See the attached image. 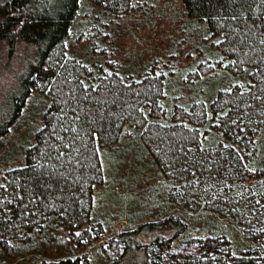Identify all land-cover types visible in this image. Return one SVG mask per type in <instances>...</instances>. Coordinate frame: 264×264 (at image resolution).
<instances>
[{"label":"trees","instance_id":"16d2710c","mask_svg":"<svg viewBox=\"0 0 264 264\" xmlns=\"http://www.w3.org/2000/svg\"><path fill=\"white\" fill-rule=\"evenodd\" d=\"M81 1L0 0L1 81L20 48L25 59L0 109V137L39 82L72 84L45 107L24 163L4 170L0 264L88 262L32 255L51 240L54 221L65 222L72 240L99 226L103 149L125 130L137 133L135 145H155L152 165L180 209L119 230L112 239L121 253L109 264H264V0H181L204 33L176 60L119 58L114 18L134 0H94L93 17L106 21L62 56ZM205 210L212 217L193 235L190 216ZM251 216L258 222L252 241L225 229L228 220Z\"/></svg>","mask_w":264,"mask_h":264},{"label":"rangeland","instance_id":"374dc122","mask_svg":"<svg viewBox=\"0 0 264 264\" xmlns=\"http://www.w3.org/2000/svg\"><path fill=\"white\" fill-rule=\"evenodd\" d=\"M93 10L94 0L81 1L70 37L63 43L64 50L59 49L62 56L67 54L68 47L80 49L86 43V36L106 21L101 15L94 18ZM114 20L112 45L121 60L128 56L154 60L170 56L176 60L187 55L193 41L204 33L203 25L187 16L181 0H134L129 11ZM21 50L17 51L11 62L8 71L11 76L7 81H1L6 73L3 64L7 57V47L0 45V109L11 82L16 79L18 72L25 70ZM186 59L184 62L189 60ZM188 79L190 77L186 81ZM69 81L62 77L48 83L39 82L31 89L8 132L0 137V189L5 180V169L24 163L25 148L35 141L36 132L43 125L45 107L49 102L60 100L69 93L68 88L72 85ZM124 133L120 141L103 149L105 175L95 186L94 200L99 226L88 231L85 236L72 240L65 222L54 221L51 240L41 248V255H32L36 261L80 256L82 260L87 258L86 264L112 263L121 253L120 246L112 239L119 230L134 228L137 222L155 220L167 215L170 210L180 209V204L172 201V192L165 190V187L169 189L166 176L155 168V164L152 165L151 152L155 150V145H135L137 133L130 130ZM190 217L193 228L191 233L197 235L205 230L212 216L205 210L198 214L192 213ZM235 220H228L225 229L252 241L249 237H252L258 223L254 221V216ZM28 261L29 258H22L17 263L27 264ZM134 262L130 260L127 264Z\"/></svg>","mask_w":264,"mask_h":264}]
</instances>
